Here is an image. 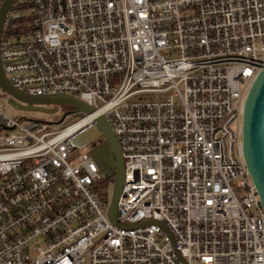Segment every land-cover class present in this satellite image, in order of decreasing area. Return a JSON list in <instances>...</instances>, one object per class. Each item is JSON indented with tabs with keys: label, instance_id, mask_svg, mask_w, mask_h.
Listing matches in <instances>:
<instances>
[{
	"label": "built area",
	"instance_id": "built-area-1",
	"mask_svg": "<svg viewBox=\"0 0 264 264\" xmlns=\"http://www.w3.org/2000/svg\"><path fill=\"white\" fill-rule=\"evenodd\" d=\"M14 4L21 33L0 49L12 86L95 112L48 123L0 105V264H183L176 252L186 264H264V208L242 148L264 0ZM101 115L124 160L119 225L94 195L103 177L90 151L74 147Z\"/></svg>",
	"mask_w": 264,
	"mask_h": 264
},
{
	"label": "water",
	"instance_id": "water-1",
	"mask_svg": "<svg viewBox=\"0 0 264 264\" xmlns=\"http://www.w3.org/2000/svg\"><path fill=\"white\" fill-rule=\"evenodd\" d=\"M14 1L3 0L0 5V49L5 23L12 18L8 14ZM0 91L7 98V103L19 112L54 115L59 111V107L70 108L76 115H91L95 112L93 107L68 95L32 96L15 89L3 71L1 53ZM69 114L71 112H67L62 119ZM98 140H101V143L91 149L89 155L95 161L103 178L114 176L107 216L113 224L119 225L117 203L124 183V160L119 142L103 115L95 119V125L91 129L75 139L74 147L81 149ZM242 148L247 169L264 208V68L258 74L246 97ZM165 231L168 234L166 229ZM171 242L173 243V240ZM176 255L183 264H186L178 252Z\"/></svg>",
	"mask_w": 264,
	"mask_h": 264
},
{
	"label": "trees",
	"instance_id": "trees-1",
	"mask_svg": "<svg viewBox=\"0 0 264 264\" xmlns=\"http://www.w3.org/2000/svg\"><path fill=\"white\" fill-rule=\"evenodd\" d=\"M30 4L28 1L20 3V1H16L13 10L21 8L22 10L28 9ZM25 18L20 16L18 18H12L5 23L3 35L4 37L12 34H20L21 33V25L24 22ZM114 184V176L102 178L93 186V192L97 200L104 206L109 203L110 191L111 187Z\"/></svg>",
	"mask_w": 264,
	"mask_h": 264
},
{
	"label": "rangeland",
	"instance_id": "rangeland-1",
	"mask_svg": "<svg viewBox=\"0 0 264 264\" xmlns=\"http://www.w3.org/2000/svg\"><path fill=\"white\" fill-rule=\"evenodd\" d=\"M23 17H25L23 15ZM168 56H171L169 53H167ZM0 105L6 115L13 119H25V120H41L44 122L48 123H57L60 121V119L67 113V108L65 107H59V111L54 114V115H45L41 113H36V112H19L16 109H14L11 105L7 103V98L3 96V93L0 92ZM73 122L72 119L65 120V122L62 125H69ZM22 124H26V121H24ZM60 125L58 127H55L56 129H60L63 126ZM94 144L85 146L84 148L81 149H76L75 153L76 155L84 154L87 153L91 150Z\"/></svg>",
	"mask_w": 264,
	"mask_h": 264
},
{
	"label": "flooded vegetation",
	"instance_id": "flooded-vegetation-1",
	"mask_svg": "<svg viewBox=\"0 0 264 264\" xmlns=\"http://www.w3.org/2000/svg\"><path fill=\"white\" fill-rule=\"evenodd\" d=\"M9 20H10V19H9ZM7 21H8V20H7ZM7 21H6V22H7ZM3 96H4V94H3ZM69 111H70V108H67V112H69Z\"/></svg>",
	"mask_w": 264,
	"mask_h": 264
}]
</instances>
